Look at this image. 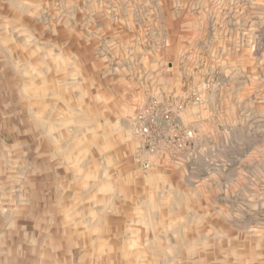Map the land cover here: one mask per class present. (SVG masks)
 <instances>
[{
  "label": "rangeland",
  "instance_id": "1",
  "mask_svg": "<svg viewBox=\"0 0 264 264\" xmlns=\"http://www.w3.org/2000/svg\"><path fill=\"white\" fill-rule=\"evenodd\" d=\"M0 264H264V0H0Z\"/></svg>",
  "mask_w": 264,
  "mask_h": 264
},
{
  "label": "built area",
  "instance_id": "2",
  "mask_svg": "<svg viewBox=\"0 0 264 264\" xmlns=\"http://www.w3.org/2000/svg\"><path fill=\"white\" fill-rule=\"evenodd\" d=\"M147 112V110H146ZM175 113V110L168 111L163 116V119H170V117ZM156 116L151 115L148 119L146 118L145 114H139L138 115V127H137V134L139 137V140L142 141L145 145H148L149 149H154V143L151 141L152 134L154 132V129H159L158 134L162 135L161 132L163 131L161 128V124L156 122ZM152 167L151 163L149 161H143L141 163L142 170H149Z\"/></svg>",
  "mask_w": 264,
  "mask_h": 264
}]
</instances>
